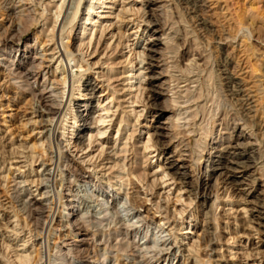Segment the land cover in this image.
<instances>
[{
  "label": "rangeland",
  "instance_id": "rangeland-1",
  "mask_svg": "<svg viewBox=\"0 0 264 264\" xmlns=\"http://www.w3.org/2000/svg\"><path fill=\"white\" fill-rule=\"evenodd\" d=\"M7 1L9 0H0V24H3L5 29L10 22L14 26L22 25V30L19 29L22 39H16L15 44H25L27 56L18 59L13 54L12 59H15V62H23L26 66L29 56L46 54V58L50 60L46 62L47 65H51V71H56L61 80H64V75L70 70L71 85L75 84L74 89H77L80 84V90L76 91L71 106L79 100L80 94H86L82 95L81 99L90 98L92 107L88 111L80 112L88 114L85 116L87 124L81 126L80 121L77 124L72 123L74 119L68 110L63 128L59 130L63 138L62 146L69 150L65 151L66 154L81 162L92 175L91 182L72 177L75 204L79 206L81 214L92 219L96 212H100L101 202L107 199L110 211L113 212L111 202L115 192H121L116 206L122 210L126 194L136 196L139 201L136 209L150 219V222L149 226L141 229L131 227L135 228L131 232L133 234L120 235L119 238H123L122 242H125L123 249L134 248L135 243L144 242L146 232L151 240L157 239L160 234L157 227L160 219L169 217L164 218L160 224L164 226L163 235L166 234L168 243H171L162 247L159 242L156 248H169L176 244L175 249H169V254L164 255L157 264H209V260L211 264H250L252 256L246 259L249 253L252 252L255 257L264 255V251L261 254L257 252L258 249L264 250V233L256 234L254 231L256 227L264 232V0H198L197 8L182 0H156L157 2L152 3L141 0H102L105 3L99 8L101 10L95 18V25H84L91 0H82L81 10L75 21L73 3L72 8L68 9L70 15L65 28L60 26L62 16L57 25L54 22V19L57 20L56 12L57 7L62 4L61 0H54L51 4L50 0H28L26 11L19 7L15 10L8 8ZM78 2L79 0H76V4ZM143 14L144 19L149 20L147 23L138 20ZM121 17L125 19L123 22ZM154 21L158 25L151 24L155 23ZM139 23L141 24L138 26ZM115 25H122V31L126 33L121 40L124 46L118 47L116 51L112 48L117 45L120 37L117 40L116 35L112 39V33L107 34L111 31L118 32L114 29ZM105 27H109L106 28V43L108 42L110 47L106 50L104 45L98 55L94 52L97 47L96 32ZM163 28L167 34H162ZM61 29L64 31H60ZM156 29L159 31H155ZM70 31L72 32L69 35ZM54 36L55 40H52ZM90 38L92 44L89 48ZM44 39L47 40L46 47L43 45L46 41ZM154 40L158 43L151 45ZM167 42H170V45L167 46ZM61 43L70 44L72 50L76 51L75 60L70 52L64 51ZM150 45L165 54L167 67L163 65L156 69L163 71L165 68V74L169 75L155 81L156 85L148 83L152 74L149 56L155 53L149 51ZM60 49L64 52V57L56 61L59 55L56 54L52 59V53L60 52ZM132 49L141 51L142 58L145 59L141 63L138 56L135 60L138 64L134 63L131 70L136 75L142 71V85L147 89L144 94L139 95L146 100V108L142 102L132 103L134 95L139 91L137 88L141 84L140 79L136 76L131 80L125 79L128 73L125 72L124 66L128 62L126 59L131 58ZM1 54L0 52V56ZM61 59L63 61L60 62ZM227 62L228 66L225 65ZM1 63L2 60L0 264H10L9 261L4 262L6 259H3V256L6 255L15 262L14 264H20L17 254H30L28 257L32 262L27 264H32L41 256L44 260H48L50 255L54 257L53 254L57 250L56 240L62 244L65 239L76 238L67 230L68 221L63 216L68 211L64 206L65 200L62 199L64 189L60 180L65 178L64 165H53L48 160L54 155L58 161L60 156L56 138L50 144V132L46 130L53 128L57 119L52 122L50 116H44L40 122L41 117L33 114L35 109L42 110L40 102L33 99L25 89L15 85L8 70H5ZM79 63L83 65V69L77 66ZM112 65L115 67L110 72L108 66ZM79 75H83L80 83L77 79ZM229 75L240 84L243 91L232 95V86L226 79ZM42 76H45V71ZM73 76L76 79L73 80ZM86 80L96 85L97 89L93 95L84 89ZM109 84L112 86L107 89ZM169 84L173 91L164 95L163 88ZM178 84L180 90L177 88ZM66 85L64 86L67 96L69 78ZM114 88L119 89L116 96H119V102L123 106L120 110L126 111L125 114L130 113L127 117L128 124L124 122L123 126L127 125L123 132L119 133V119L114 129H103L117 118V115L111 117L116 110L115 101L111 103L113 110L108 113L107 121L94 123L99 114L105 111L96 106L98 100L93 96L107 92V96H111ZM177 95L179 97L174 101V107L178 109L175 120L179 118V124L187 131L190 150L188 154L191 156H183L184 159L176 161L175 164L192 169L193 176L185 179L186 182L176 174V168H168L166 171L160 168L177 159V156L171 157L172 148L167 129L170 123L166 122L168 113L163 112L169 104L167 100L170 96ZM105 101L108 104L110 100L104 99L103 104ZM73 108V114H77V106ZM139 114L142 116L139 117ZM118 117L120 118V115ZM98 126L102 134H98V140L90 149L81 152L74 146L76 136L80 132L79 135L84 138L79 146L88 147L90 134L97 133ZM229 135L232 136V144L237 147L222 153L219 149L229 144ZM153 142H157L160 151L152 153L155 150ZM65 144L68 147H65ZM146 144L152 146L146 150L149 159L147 162L143 157ZM107 146L113 148L97 159L100 149H107ZM94 154L95 157L90 161ZM32 156L36 161L31 164ZM103 158L106 159L102 161ZM116 162L124 165H115ZM99 163L101 164L98 165ZM132 166L134 169L131 173ZM200 171L203 174L198 180ZM166 172L170 175L162 179ZM141 175L145 179L143 182L138 179ZM172 176L176 179H171ZM121 182L122 188L113 190L120 187ZM150 186H155L153 195L147 194V188ZM148 193L151 194V190ZM30 194L43 201L45 212L36 219L27 220L24 212ZM177 195L182 196V200L174 205ZM217 196L219 198L215 201ZM244 207L248 213L241 211ZM133 212L131 210L130 216L124 214L121 218L111 216L102 222L100 228H113L120 219L126 225L132 222L136 224L137 218ZM249 217L254 218L255 222H248ZM165 221L169 223L165 224ZM189 230L191 233H186ZM249 234L254 237L249 238ZM100 237L103 240L109 239L112 244L116 242V239L110 236ZM104 246L105 244L101 245L100 253L104 252ZM114 254L109 255L106 264H131L132 257L125 255L124 259L119 261ZM71 255L76 258L77 251L74 250ZM76 260L72 264H79Z\"/></svg>",
  "mask_w": 264,
  "mask_h": 264
},
{
  "label": "bare ground",
  "instance_id": "bare-ground-1",
  "mask_svg": "<svg viewBox=\"0 0 264 264\" xmlns=\"http://www.w3.org/2000/svg\"><path fill=\"white\" fill-rule=\"evenodd\" d=\"M53 1L54 0H50L49 4H51ZM61 1H62V4L59 7H57V12H56V14H58V15H56L57 20L54 19V22H55V25H57L56 23H58L59 18L62 16V19H60L61 20L60 26H61V28H65V25H66V23H68V19H69V15H70V13L68 12V9L72 8V3H73V9L75 8V11L73 12V20L75 21L79 15L80 10H81L80 7H81L82 0H79V2L77 4H76V0H75V3H74V0H61ZM141 1H147V3L148 2H150V3L157 2L156 0H141ZM182 1L190 4V6H192L193 8L198 7V0H182ZM28 3H29L28 0H9V1H7L6 4L8 5V8L13 9V10H15L18 7L22 8V10H25ZM89 3H90V5H89V8L87 9L88 13H87V18H86V21L84 22V25H91L92 23H93V25H95V23H97L95 18L98 17V14L100 12L99 10H101L99 8H102V4H104L105 2L102 0H91ZM95 5H100V6L94 7ZM101 12H103V11H101ZM144 14L146 15V13H144ZM144 14L142 16H140L138 18V20L140 22L146 21V23H147L149 20L144 19V17H145ZM91 16H93V18H91ZM148 16H150V14ZM103 17H106V16H103ZM24 18H25V16H24ZM26 18H28V17H26ZM124 20H125L124 17H121V21L123 22ZM140 24L141 23H139L138 26ZM151 24H153L154 26L158 25L157 22L151 23ZM3 27H4L3 24H0V52L2 53L0 56V60H2L1 65L6 68L5 70H8V73L11 76V79H13L15 85H17L19 88L25 89V91H27L28 93L31 94L33 99H35V100L37 99L40 102L42 110H40L38 108V109H35L33 112V114H35L36 116L41 117L40 122L43 121L44 116H50V119L52 120V122H54V120L57 119V122L55 123L54 127L51 129L47 128L46 130H47V132H50V135L48 136V138L51 140V143L49 142L50 144H52V140L55 141V138H56L57 145L59 147L60 156H59L58 161H57V160H55L54 155H52V152H50V154L52 156L50 155L51 157H49L48 160H49V162L51 161V163L53 165L54 164L55 165H64V169H63L64 171L63 172L65 173L64 174L65 178H60V180L62 182V187L64 189V194H62V199L65 200L64 206L66 207V209H68V211L65 212L63 216H65L66 221H68V224L66 226L67 230L69 232H71L73 234V236L76 238L73 240L65 239V240H63L62 244H60L56 240L55 243L57 246V250H56L55 254H53L54 257L52 255H50L48 260H44L42 258L43 256H41L37 261H34L32 264H34L35 262H36V264H68V263L72 264V262H75L76 258H78V260H76V261H78L79 264H106L107 258L109 257L110 254L112 255V253H115L114 255L117 258V260H119V261L124 259L125 255L132 257L131 264H157L158 262H160V260L162 259V257L164 255L169 254V249H171V248L173 250L175 249L176 244L175 245L172 244V246H170L169 248H165V247L162 248L163 245H165V244L167 245V244L171 243V242L168 243L169 238H166L167 235L166 234L163 235L164 226H161V224H160V222L164 218L168 219L169 217L165 216V217L160 219L159 225L157 226L159 228L158 232H160V234H158L157 239L154 238L153 240H151L150 238H148V232H146L145 233V239L146 240L144 242L140 243V241H139L138 243H135L134 248L130 247V249L129 248L127 249L125 247L123 249V244L125 242L124 241H123L124 243L122 242L123 238H121V239L119 238L120 235L125 234V236H128V234H130L133 231V229H135L136 227L141 229L142 227L149 226V222H150V219H147L146 217H144L143 213L140 212L139 209H136L138 207V202H139L137 200L136 196H134V195L128 196V194H126V196H125L126 198H124L125 201L123 202V208L124 209L122 210L116 206V201L120 198L121 192H115L112 195L113 200L111 202L112 207L114 208L113 212L110 211V208L108 205L109 200L107 199L106 201L103 200V202H101L100 212H96L95 215L92 216V219H90L89 217H87L84 214H81V212L79 210V206H77L75 204V202H76L75 196L76 195L74 193L75 190H74V184H73L72 177H74L76 180L81 179V180H84L85 182H91L92 175L90 174V172L88 170L85 169V167L82 165L81 162L76 160V158H74V157L73 158L69 157L68 154H66L65 151H69V150L64 149V146H62L63 145V138H62V136H60L59 130L61 128H63L62 124L65 121L66 114L68 115V110H69V114L72 115L73 117L72 116L71 117L74 119L73 120L74 122H72V123L77 124L80 121L81 126H84L87 124L85 116L88 114L87 113H80V112L83 110L88 111L90 109V107H92V105L90 103V98L81 99V96L84 94L79 93L80 94V95H78L79 100L77 102H75L73 106H71L72 101H74V99H75L76 91L80 90L79 89L80 84H78L77 89H74L75 84L71 85V72H70V70L68 72L66 71L68 73V74L66 73L67 75L64 72V74H65L64 80H61L59 78L60 76L57 74L56 71H51V69H50L51 65H47L48 63H46V62H48L50 60H49V58H46V54L45 55L43 54L44 56H39L37 54L29 56L26 66H24L22 64L23 62L22 63L19 61L15 62L16 60L12 59L13 54L18 59L27 57V56H25V53H26L25 44H19V45L15 44L16 39H17V41L22 39V35L19 34V29H21L22 25L20 24V27L14 26L10 22V24L8 25V27L6 29ZM55 27L53 29L54 32H55ZM106 28H109V27H105V29L104 28L99 29L96 32L97 47H96L94 52L98 53V55L101 53L102 47L104 45H105L106 50L109 49L110 45H108L109 44L108 42L106 43V35L109 33H112V36H111L112 39L116 35H117V40H118V37H120L119 42L112 49H115V51H116V50H118V47L124 46V42H121V40H122V38H124L126 36V33L124 31H122V25H120V26L115 25L114 29L118 30L117 33H116V31H114V32L111 31V32L107 33ZM60 31L63 32L64 30L61 29ZM155 31H159V30L156 29ZM161 31H162V34H167L165 28H163ZM71 32L72 31L68 32V34L70 35ZM83 34H85V28L83 29ZM168 38H169V36H168ZM44 40H46V39H44ZM52 40H55V36L53 37ZM169 40H171V39L169 38ZM156 43H158V42L156 40H154L150 44L152 45V44H156ZM91 44H92V39L88 43L89 48H90ZM43 45H44V47L47 46V40L43 42ZM61 45L64 47V51L70 52V54H72L74 57L72 55H69V54H68V56L73 57V59L75 60L77 55L75 56L74 52H76V51L72 50V47L70 46V44L65 45V44L61 43ZM81 45H83V44H81ZM151 45L149 47V51L155 52V53L153 55L149 56V58H150V62H149L150 66L149 67L151 69L152 74L148 78V83L154 85L155 81H157L159 79H163L169 75L165 74V71H167V70H165V68L163 71L156 69L157 67H160L163 65L166 66V57H165V54H163L162 52H159V51H156L155 49H153L151 47ZM168 45H170V42H167V46ZM125 46L127 47V45H125ZM55 50L56 49H53V51H55ZM131 51H132L131 58L126 59V61H128V62L124 66L125 72L128 73L127 75H125V79L131 80L132 78H134V76H136L137 78L140 79L141 84L139 83L140 86H139V88H137V91L138 90L139 91H138V93H136V95H134L132 103L142 102L143 106H145V108H146V106H147L146 100L143 99L139 95V93H141V95L144 94V91H146V89H147L144 85H142V83L144 82L142 80V76H140L142 71H140L139 75H136V73H133V70H131L132 68H134V63H136L135 60L137 59L138 56L140 58L141 63H143L145 59L142 58L141 51L137 52L133 49ZM60 52L52 53V59L55 58L56 54H59L56 61H58L60 58L64 57V52H62V49H60ZM66 55H67V53H66ZM133 55H134V57H132ZM61 61H63V59H61L60 62ZM10 63H12L13 65H10ZM137 64H138V62L136 63V65ZM136 65H135V67H136ZM225 65L228 66V62ZM77 66L80 68L83 67V65L80 63ZM114 67H115L114 65H112L111 67L108 66V70H110V72H111V70H113ZM57 68H58V66H57ZM44 71H45V76L43 77L42 73ZM48 74H50V75L48 76ZM68 78H69V89H68V95L66 96V86H67L66 84L68 82ZM82 78H83V75H79V77L77 78L78 83L81 82ZM169 78L171 79V77H169ZM11 79H10V81H11ZM74 79H76V78H74V76H73V80ZM226 79L228 80V83L232 86V89H233L232 95H236L237 93H240L241 91H243L240 88V84L238 82H236L232 76L229 75L228 77H226ZM165 82H166V80H165ZM128 83H130V82H128ZM64 85H66V86H64ZM127 85H129V84H127ZM84 86H85L84 89L89 91L90 94L93 95V93L96 92L97 88H96V85L94 83L92 85L91 82H88V80H86L84 83ZM111 86H112V84H109L108 86H106V88L108 89ZM170 86L171 85L169 84L168 86H165L163 88V91H164L163 94L164 95H169L168 93L170 91H173V89H171ZM102 87H103V85H101V88ZM132 87L133 86L131 85L130 89H132ZM177 88H179V84L177 85ZM179 90H180V88H179ZM118 92H119V89L114 88L113 92L110 93L111 96H107L109 94L108 92L107 93H101V95H99V96L98 95L93 96V97H97V100H98L96 106L101 107L100 110L105 111V113L99 114L98 118L95 119L94 123H98V122L99 123L100 122L105 123L107 121L106 118L109 117L108 113L113 110L111 107L112 101L116 102L115 104L117 106L116 105L114 106V107H116V110L113 111V113L111 114V117L117 115V118L115 121H113V118H111V121H113V122L111 124H107L106 126H104L103 129L109 128V127L114 129L116 127L117 121L119 119V121H118L119 127L117 129V133L123 132L125 125L128 124L127 117L130 114L129 112H127L125 114L126 111L120 110V108L122 109L123 106H122L121 102H119L120 101L118 99L119 96H116V93H118ZM174 93L176 94L177 92L175 91ZM84 96H86V94ZM65 97H67L66 100H65ZM102 97H104V98L101 99ZM178 97H179L178 95L176 97L170 96V98L167 100L169 102V104H167V106L163 110V112L168 113V115L166 117V122L170 123L169 124L170 127L169 128L167 127V129H168V136H170V147L172 148L171 157L177 156V159L173 160L171 162L169 161L168 166H163V167L160 166V168H162L163 171H166V169H168V168H176V170H175L176 174L179 176L180 179L183 180V182H186L185 179L192 178V176H193L192 175V172H193L192 169L191 170L186 169V166H183V165L179 166V165L175 164L176 161H182L184 159L183 156H188V155L191 156L190 153L188 154V152L190 150H189V143H188L189 141L187 139L188 136L186 137L187 131L179 124L180 123L179 118H176L177 120H175V116H177V110L178 109H176L177 108L176 106H175L176 108L174 107V105H175L174 101H177L176 99ZM104 99L110 100L108 102V104H106V101H105V104H103ZM75 105L77 106V112H78L77 114H73L74 113L73 107H75ZM121 113H123V115H121ZM142 114H139V117L142 116ZM118 115H120V118L118 117ZM138 120H139V118H138ZM124 122L127 124H125L123 126ZM35 123H37V120H35ZM99 127L100 126L97 127V129H98L97 133L90 134V141L88 142L89 143L88 147L82 148L81 146H79L81 143L80 141H82V138H84V136L79 135L80 132L76 136L77 140L74 141V143H75L74 146L76 148H78L79 150H81V152L83 150L90 149L92 147V145L98 140V137H99L98 134H102V131L100 130ZM135 132L131 135L134 136ZM72 134H73V132H72ZM161 134L158 133V135H161ZM72 136L73 135H71V138H72ZM231 137L232 136H230V135H229V137H227L229 144L220 148L219 151H221L223 153L225 150H227L229 148L237 147V145L232 144V141H231L232 138ZM151 140H152V138H151ZM148 141H150V140H148ZM70 142L71 141H69V143ZM104 143H105V141L103 142V144ZM156 143L157 142H153V144H152V146L155 147V150L152 153L157 152L158 150L160 151V148ZM50 144H49V147H50ZM103 144L101 143V145H103ZM152 146H150L148 144L145 145V148L143 150V157L145 158V162H147L149 160L147 157V154H146V150L148 148H151ZM238 146H240V145L238 144ZM65 147H68V146L65 144ZM103 147H102V149H100V152L97 156V159L101 158L102 155H104L108 149L113 148V146H107V149H103ZM45 151L47 152L48 150L45 149ZM11 154L13 156V153H11ZM9 157H10V155H9ZM94 157H95V154L92 155V157L90 158V161H92V159ZM32 158H33V161L31 162V164L36 161V160H34V156H32ZM105 159L106 158H103L102 161ZM83 161H85V160H83ZM5 162H6V160L4 161V164H5ZM96 162H97V160L95 161V163ZM124 162L125 161H123V163ZM123 163L119 164V162H116L115 165H124ZM100 164L101 163H99L98 165H100ZM223 167L230 169L228 166H223ZM136 168H138V166H136ZM133 169H134V166L131 167V173H132ZM50 170H52V169H49V171ZM129 171H130V168H129ZM200 173L201 174L198 176V180H199L200 176L203 174L201 171H200ZM168 175H170V174L168 172H166V173H164V175L161 178L163 179L165 176H168ZM142 176L143 175H141L138 179L143 182L145 179H143ZM4 179H6V177ZM171 179H176V178H174L172 176ZM122 185H123V182H121L120 187H118V188L115 187V188H113V190L114 189L120 190L122 188ZM39 186H40V184H39ZM155 186H157V185H155ZM155 186H153V187H155ZM37 187H38V185H37ZM153 187L150 186L149 188H147V194L148 195H153L152 194L153 190H154ZM149 190H151V194L148 193ZM197 190H198V188H197ZM123 194H124V192H123ZM167 197L170 198L169 195H167ZM177 197H178L177 201L174 202V205H176V203L178 201L182 200V196L177 195ZM218 198L219 197L217 196L215 201L218 200ZM131 210L134 211L132 214L134 215V217L137 218L136 224H134L132 222L131 224L126 225L120 219L119 222L113 228L109 227V229H108L109 231L106 228L105 229L100 228V225L102 224V222L104 220H107L111 216H116L117 218H121L122 215H124V214L126 216H130L129 213ZM241 211L248 213V210L245 209V207ZM44 212H45V206H44L43 201L38 200V198H36V197H34V195L30 194L28 199H27V209L24 212L25 218H27V220L28 219H36V217L44 214ZM133 220L134 219L132 218V221ZM167 221H165V224L169 223ZM253 221L255 222L254 218H250V217L248 218V222L252 223ZM131 227H135V228L131 229ZM254 229H255L254 231L256 232V234L264 233L259 228L255 227ZM186 233H191V230H189ZM131 234H133V233H131ZM100 236H104V237L110 236V238L113 237L114 240L116 239L115 240L116 242L114 244H112L111 242H109V239L103 240V239H100L101 238ZM248 237L250 238V237H254V236L249 234ZM233 238L235 239L236 237H233ZM237 238H238V236H237ZM135 242H137V240ZM150 242H152V244H150ZM159 242H161L160 244H162V247L157 249L156 246ZM211 242H212V240H211ZM103 244H105V246L103 247L104 252L100 253L101 245L103 246ZM210 244L211 243L209 242V245ZM208 246H206V247H208ZM258 248L259 247H257V249ZM74 250H75V252L77 251V255H76L77 257L76 258L73 255H71V253ZM258 251L261 254V252H263L264 250L261 251V249H258L257 252ZM17 255H18V259L20 261V264H27L29 261L32 262L31 259L28 257V256H30V254L29 255L17 254ZM248 255L249 256L246 259H250V255L252 256V258H251L252 260H251L250 264H261L262 262H263L262 264H264V255H262L261 257H255L252 252L249 253ZM46 257H48V256H46ZM115 257H112V258H115ZM3 259H6V260H4V262L9 261L10 264L15 263L12 260H10V258H7V255L3 256ZM208 263L211 264V261L209 260ZM247 264H249V262H247Z\"/></svg>",
  "mask_w": 264,
  "mask_h": 264
}]
</instances>
